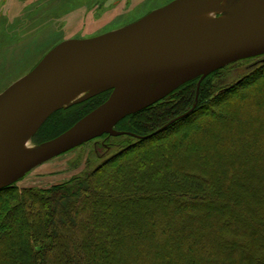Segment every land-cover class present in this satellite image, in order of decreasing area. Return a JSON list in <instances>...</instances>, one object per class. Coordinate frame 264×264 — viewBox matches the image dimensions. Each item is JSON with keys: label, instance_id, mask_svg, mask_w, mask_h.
<instances>
[{"label": "trees", "instance_id": "obj_1", "mask_svg": "<svg viewBox=\"0 0 264 264\" xmlns=\"http://www.w3.org/2000/svg\"><path fill=\"white\" fill-rule=\"evenodd\" d=\"M219 70L118 122L94 170L1 189L0 264H264V61L227 89ZM94 100L55 112L42 143Z\"/></svg>", "mask_w": 264, "mask_h": 264}, {"label": "water", "instance_id": "obj_2", "mask_svg": "<svg viewBox=\"0 0 264 264\" xmlns=\"http://www.w3.org/2000/svg\"><path fill=\"white\" fill-rule=\"evenodd\" d=\"M203 2L176 0L102 36L63 41L29 74L1 93L0 149L17 131L27 129L37 134L64 106L80 104L114 90L107 102L81 122L43 142L19 163L0 164V190L46 161L84 143L105 134L122 135L112 130L118 122L164 100L186 82L199 76L202 80L238 60L264 55V9L245 14H240V9L229 15L230 22L203 35L166 31L167 26ZM165 77L170 78L168 83L141 99L122 95L134 80ZM117 90L121 97L113 101Z\"/></svg>", "mask_w": 264, "mask_h": 264}, {"label": "rangeland", "instance_id": "obj_3", "mask_svg": "<svg viewBox=\"0 0 264 264\" xmlns=\"http://www.w3.org/2000/svg\"><path fill=\"white\" fill-rule=\"evenodd\" d=\"M175 1L0 0V56L1 52L15 51L23 43L35 38L37 40L38 37H42L49 32L56 36L52 40L45 41L43 45L35 44L34 54L27 58L28 66L23 65L27 62L25 60L18 67L16 65L17 68L14 66L3 72L4 74L1 73L0 91L6 90L16 80L27 75L28 72L30 73L36 67L34 65H38L42 57L61 42L70 39L86 40L102 36L137 22ZM248 1L250 0H228L225 9L217 13L215 17H229L230 14L243 9ZM262 61H264V56H256L241 59L224 66L219 70L221 72L214 77V84L224 89L236 85L246 78ZM13 68L16 69L12 70ZM164 84V78H145L132 81L128 89L131 93L142 96L158 90ZM113 93L114 90H110L89 99L95 100L87 104L85 111L75 120L72 127L107 102ZM82 95L84 93L79 94L75 99ZM75 105L77 104L66 105L58 111L69 109ZM117 128H123V122ZM112 130L117 132L116 126ZM119 136L121 135L111 136L107 143L117 145L122 140ZM99 138L46 161L29 171L21 179L17 180L15 184L21 189H48L52 186L69 182L75 177L83 176L86 172L94 170L102 162L99 157L105 160L119 151L116 145L105 149L106 147H103L104 139ZM25 139L34 151L46 138H42L39 135V131L35 135L32 134V131H27ZM151 180V185H154V179ZM220 195L224 194L221 192ZM220 200L224 201L223 198ZM205 201L208 202V199ZM260 239L262 240H259L260 247L256 253L264 257L262 245L264 237L261 236Z\"/></svg>", "mask_w": 264, "mask_h": 264}, {"label": "bare ground", "instance_id": "obj_4", "mask_svg": "<svg viewBox=\"0 0 264 264\" xmlns=\"http://www.w3.org/2000/svg\"><path fill=\"white\" fill-rule=\"evenodd\" d=\"M228 0H204V2L195 10L184 16L183 18L175 21L166 27V31L178 34L187 35H203L208 33L222 25L230 22L229 17L216 18L217 13L222 12L225 9ZM264 9V0H250L240 11V14H245L252 11ZM35 44L20 48L19 51L0 67V71L5 69L4 67L13 64H18L25 60L32 54ZM29 73V72H28ZM22 78V77H21ZM20 78V79H21ZM165 83L170 81L169 77H165ZM130 98L141 99L144 96L139 94H133L126 88L122 95ZM76 97V96H75ZM73 97V99L75 98ZM121 97L120 90L115 91L113 101L119 100ZM72 99V100H73ZM27 129L17 131L11 135L0 149V164H15L22 161L33 149L30 148L28 142L25 139V133Z\"/></svg>", "mask_w": 264, "mask_h": 264}, {"label": "crops", "instance_id": "obj_5", "mask_svg": "<svg viewBox=\"0 0 264 264\" xmlns=\"http://www.w3.org/2000/svg\"><path fill=\"white\" fill-rule=\"evenodd\" d=\"M56 36L55 35H53L52 33H48V34H45L44 36H42V37H38L37 38V40H36V38L35 39H33V40H30V41H28V42H26V43H23L22 45H21V47L20 48H23V47H25V46H30L31 44H37V43H39V44H45V41H49V40H52V39H54ZM34 46H36V45H34ZM20 48H18V49H16L15 51H11V52H9V50L8 51H6V52H1V56H0V67L9 59V57H12L13 55H15L16 53H17V51H19V49ZM53 48H51L50 49V51L52 50ZM50 51H48L43 57H42V59L50 52ZM34 53L32 52V54L31 55H33ZM31 55H29V56H31ZM28 58V57H27ZM27 58L25 59L26 61H27ZM41 59V60H42ZM25 60H23V61H25ZM41 60H40V62H41ZM23 61H21L20 63H18V64H16L17 65V67H18V65L19 64H21ZM39 62V63H40ZM27 63H28V61L26 62V63H24L23 65L25 66H28L27 65ZM16 65L15 64H13V65H10L9 67L8 66H6V67H4L5 69H3V70H1L0 71V74L1 73H3V72H5L7 69H9V68H11V67H16ZM34 66H37V65H34ZM16 67V68H17ZM21 67V66H20ZM15 68V69H16ZM14 68L12 69V70H15ZM12 70H10V71H12ZM4 74V73H3ZM24 77V76H23ZM0 79H2V77L0 78ZM20 79V78H19ZM18 79V80H19ZM18 80H16V81H18ZM15 81V82H16ZM7 89V88H6ZM5 91V90H4ZM4 91H0V94L2 93V92H4Z\"/></svg>", "mask_w": 264, "mask_h": 264}]
</instances>
